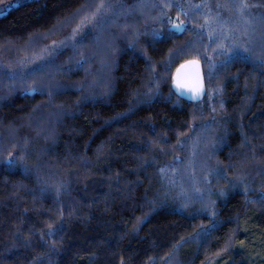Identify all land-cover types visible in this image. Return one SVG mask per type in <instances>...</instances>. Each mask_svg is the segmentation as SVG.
I'll list each match as a JSON object with an SVG mask.
<instances>
[{
	"label": "trees",
	"instance_id": "obj_1",
	"mask_svg": "<svg viewBox=\"0 0 264 264\" xmlns=\"http://www.w3.org/2000/svg\"><path fill=\"white\" fill-rule=\"evenodd\" d=\"M224 2L239 34L204 0H0V264H264V0Z\"/></svg>",
	"mask_w": 264,
	"mask_h": 264
},
{
	"label": "water",
	"instance_id": "obj_2",
	"mask_svg": "<svg viewBox=\"0 0 264 264\" xmlns=\"http://www.w3.org/2000/svg\"><path fill=\"white\" fill-rule=\"evenodd\" d=\"M199 66V61L189 59L179 64L172 74L174 90L194 102L203 96L204 78Z\"/></svg>",
	"mask_w": 264,
	"mask_h": 264
},
{
	"label": "rangeland",
	"instance_id": "obj_3",
	"mask_svg": "<svg viewBox=\"0 0 264 264\" xmlns=\"http://www.w3.org/2000/svg\"><path fill=\"white\" fill-rule=\"evenodd\" d=\"M206 3H210L209 4H205V9H217L219 8L222 15V19H220V24H221V28L227 32V33H238L239 34V30H240V22H239V13L236 7V3L235 2H224V0H204ZM10 4L0 8V13H3L7 10L8 6ZM174 264H180V261L178 260L177 262H175ZM210 264H223V262L221 261H213Z\"/></svg>",
	"mask_w": 264,
	"mask_h": 264
},
{
	"label": "snow or ice",
	"instance_id": "obj_4",
	"mask_svg": "<svg viewBox=\"0 0 264 264\" xmlns=\"http://www.w3.org/2000/svg\"><path fill=\"white\" fill-rule=\"evenodd\" d=\"M101 7H102V5H101ZM241 7L242 8H246V7H248V5L247 4H243ZM172 27L177 29V30H182L183 29L182 23L173 24ZM11 162L12 161H9V163H11Z\"/></svg>",
	"mask_w": 264,
	"mask_h": 264
}]
</instances>
